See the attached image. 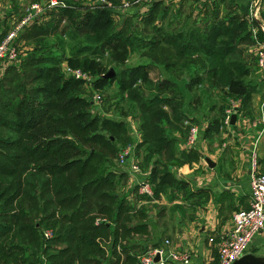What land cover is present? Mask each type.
I'll return each instance as SVG.
<instances>
[{
	"label": "trees",
	"instance_id": "1",
	"mask_svg": "<svg viewBox=\"0 0 264 264\" xmlns=\"http://www.w3.org/2000/svg\"><path fill=\"white\" fill-rule=\"evenodd\" d=\"M226 1L231 2L233 13L204 26L193 23L178 29L161 23L170 11L169 0L139 5L145 11L131 14L152 26L149 39L131 34L128 25L115 28L114 14L126 9L122 0L111 5L97 0L86 6L72 0L50 6L47 0L42 5V12L21 31L39 43L31 51L34 54L10 65L15 73L0 80V264H139L142 252L133 249L130 238L149 234L150 229L146 210L121 192L129 176L119 167L122 148L134 145L125 166L142 154L138 163L159 196L186 186L176 176V168L193 167L202 157L197 147L179 151L173 134L188 136L186 120L199 121L193 113L197 105L204 112L217 107H201L203 98L196 88L222 89L224 100L240 99L239 112H252L257 87L250 78L253 68L248 54L252 46L257 58L253 28L261 41L264 30L257 19L240 10L237 0L219 3ZM81 6L86 7L84 12ZM9 16L0 14V40L6 36ZM81 32L84 42L77 41L66 55L67 38L77 39ZM48 36L54 37L59 52L46 43ZM159 46L167 53L161 60L152 57L110 77L100 68L103 75L96 81L87 82L61 69L63 61L80 66L85 59L86 66L98 68L106 51L111 61L125 62L138 47ZM37 48L46 52L36 55ZM83 54L86 57L81 59ZM160 64L171 76L155 82V92L148 95L142 85L154 84L151 73ZM114 79L137 106L136 143L131 142L136 136L130 131L129 113L122 110L120 117H112L95 111L85 94L83 83L99 86ZM228 105L219 106L217 115L207 121L206 135L220 131ZM259 166L264 173V159ZM47 229L51 236H46Z\"/></svg>",
	"mask_w": 264,
	"mask_h": 264
},
{
	"label": "crops",
	"instance_id": "2",
	"mask_svg": "<svg viewBox=\"0 0 264 264\" xmlns=\"http://www.w3.org/2000/svg\"><path fill=\"white\" fill-rule=\"evenodd\" d=\"M237 2L240 10L246 16L250 15V0ZM133 10L141 15L144 9L138 6ZM254 19H257L260 26L264 25V0H261ZM248 57L253 73L256 74L253 82L257 87L252 112H239L235 107L232 114H236V117L230 126L220 129L221 132L206 135L204 129L207 121L217 115L218 107L209 109L210 112L194 110L193 113L201 121H205L200 124L203 132L194 146H189L187 137L180 132L173 133L178 138L179 151L197 147L202 153L201 159L193 167L184 165L175 170L176 176L185 180L186 186L169 189L159 196H155L153 191L148 197L140 191L139 184L148 172H133L129 166L123 168L129 171V176L121 187V192L127 194L137 207L146 210L150 229L149 234H136L130 238L133 249L144 252L151 247H164L178 255L170 257L169 264L219 262L217 245L210 241V237L213 236L216 240L222 232L229 230L233 224L234 212L249 206L254 153L258 163L264 159V71L257 65L252 46ZM168 76L171 73H167ZM234 101H238L240 105V99ZM228 109L229 107L226 110ZM133 127L130 131L138 137V127ZM206 157H210L215 166H211ZM166 240L169 242L166 243ZM247 252L264 256V231L253 238ZM183 255L188 256L189 262H184Z\"/></svg>",
	"mask_w": 264,
	"mask_h": 264
},
{
	"label": "rangeland",
	"instance_id": "3",
	"mask_svg": "<svg viewBox=\"0 0 264 264\" xmlns=\"http://www.w3.org/2000/svg\"><path fill=\"white\" fill-rule=\"evenodd\" d=\"M46 1L47 0H0V14H2L3 16L6 12H8L10 15L8 17L9 19L8 23H6L7 29L5 30L3 36L7 35L5 33L10 31L12 28H14L17 25V23L29 12V8L32 5V3L39 2L40 7H42V5L46 4ZM72 1H75L79 5L86 6L89 4L96 3L97 0H72ZM106 1L113 2V0H106ZM169 1H170L169 2L170 11L168 12V15L164 19V21L161 22L167 28H170V26H172L173 29H178L179 27L187 28L191 26L193 23H196V25L204 26L207 23L211 22L212 20L216 19L217 17L222 18L228 15L229 13L234 12V11H230L231 2H228V1L223 2V3H219V0H216V1L214 0H169ZM147 7L148 6H146L145 9H147ZM80 9H81L80 11L84 12L86 7L81 6ZM41 12L42 10L36 13L35 15ZM118 12H119L118 14L115 13L113 16L115 19L114 20L115 28L126 27L128 25L129 28L127 27V29L129 32L131 31V34L133 35L146 36L144 37L145 39H149L152 36L153 34L152 26L146 25L143 22L142 17H140L139 15L132 16L131 12H135L134 10L129 9V7H126V9L123 8V10L118 11ZM32 19L34 20V17H32ZM157 22L160 23V21H157ZM22 34L23 32H20L15 40L16 45L18 46V58L16 60H8L6 58L0 59V80L3 77H8L10 75H13L15 71H12L11 68H9V66L12 64L19 65L21 60H23L25 57L32 56L34 52H32L31 54V51L34 49L35 46L39 45L38 42L37 44L35 42H31ZM48 37H47L46 43L49 42V44H52L51 47L55 51L59 52L58 48L54 47L53 45L55 44L54 37H51V36H48ZM84 37H85V33L83 32L79 33V35L76 37L77 39H74V40H72L71 36H69L67 38L66 55L71 54L74 47L78 44L77 41H81V43H83ZM37 49L38 50H37L36 55H41V53L46 52L44 51V48H41V50H39L40 48H37ZM135 50L136 51L132 53L125 62L116 63V62L111 61V56L106 51L105 56L101 60L98 59L99 61H102V65L100 67L94 68L91 66H86L85 65L86 59L80 60L79 61L80 63L77 64L80 66H74V67L82 68V66H84L86 69H83V68L82 69L88 73V75L92 78V81L93 80L96 81L98 77L103 75V72H101L102 69L100 68H103L105 70V73L109 71V69L112 68L115 71V75H119L121 69L126 66L134 65L139 62H147L152 57L159 58L161 60L167 54L163 46H159L156 49L138 47ZM84 57H86V54L81 55V59ZM198 62H201V60L198 59ZM68 64L71 65L67 61H63L61 69L65 71V66ZM160 66L161 67H158V70H155L152 73L153 75L152 77L155 78V79L153 78L154 84L148 83V84L142 85L143 91L146 94L148 93V95L153 94L155 92V87H156L155 82L156 83L162 82L163 80L161 79H163L164 77H167V73L162 70L163 64H160ZM184 73H187V72H184ZM255 75L256 74L253 73L250 76V78L251 79L253 77L255 78ZM83 84H84V90L86 92L85 94L93 102L95 111H101L105 115H109L112 117H120V115L122 114V110H124L126 113H129L128 115L129 122L138 127V119H137L138 114H137V109H136L137 106H135L133 102L127 100V98L121 93V91L118 88V81L116 79L108 81L104 85L101 84L99 86L93 83L94 87L91 85L85 84V83ZM195 91L196 92L201 91V97L203 98L202 102H200L201 107L207 108V107H210L212 104H214L217 107L221 106L222 104H225V105L230 104V106L229 105L228 106L229 108H232V104H231L232 101H229V100L226 101L223 99V96H225L224 95L225 91L222 89H219L217 87H207V85L206 86L203 85V86L196 88ZM98 94L101 95V98L97 97ZM191 105H193V102ZM197 107H198V111H203L201 108H199V105H197ZM190 113L193 114L192 112ZM199 114H201V112ZM198 120L199 121L196 122V124L198 125L203 124L205 122V121L201 122L200 119ZM226 127L228 126H225V125L220 126V129L224 130ZM200 138H201V135H200ZM133 140L134 141H131V142H135V141L137 142V136L136 138L133 136ZM141 158H142V154L139 155L136 161L139 162ZM119 167L124 168L125 166L122 164ZM145 171L146 169L143 168V166H140L139 173H145Z\"/></svg>",
	"mask_w": 264,
	"mask_h": 264
},
{
	"label": "built area",
	"instance_id": "4",
	"mask_svg": "<svg viewBox=\"0 0 264 264\" xmlns=\"http://www.w3.org/2000/svg\"><path fill=\"white\" fill-rule=\"evenodd\" d=\"M106 2V0H103ZM154 0H122L123 6L129 7L132 5L150 4ZM60 0H50L49 5H55ZM109 5L112 2H108ZM261 0H250V15L254 19L257 17V11L260 9ZM43 6L40 7L39 2H34L29 8V12L17 23V25L8 31L7 35L0 40V59L6 58L8 60H16L18 58V46L16 45V38L18 34L30 23L35 17L36 13L41 11ZM264 30V25L261 26ZM254 36L258 41L256 50L257 65L260 70L264 71V41L258 40L257 29L253 28ZM65 73L76 78H83L90 82L92 78L82 68L74 67L71 65L65 66ZM101 98V95H97ZM238 101H232V108L227 110V114L221 126H230L232 124V111L238 107ZM264 121V116H262ZM190 125L187 136V144L194 146L200 138V125L186 120ZM264 132V126H263ZM133 144H128L119 153V163L125 166L128 157L133 153ZM129 168L133 172H140V165L133 157L130 161ZM140 191L142 193L153 194L151 182L144 178L139 181ZM264 231V173L259 171V163L254 153L252 162V176H251V194L249 206L240 208L233 214V224L229 230L220 234L215 240L213 236L210 241H214L217 245L219 252V262L217 264H231L233 261L241 257L247 252L248 246L253 238ZM46 236H51L52 231L47 229ZM169 240H166L168 243ZM159 253L160 258L156 260ZM170 257H178L177 254L167 251L164 247H151L139 255V264H169ZM185 263L189 262L187 255L182 256Z\"/></svg>",
	"mask_w": 264,
	"mask_h": 264
},
{
	"label": "water",
	"instance_id": "5",
	"mask_svg": "<svg viewBox=\"0 0 264 264\" xmlns=\"http://www.w3.org/2000/svg\"><path fill=\"white\" fill-rule=\"evenodd\" d=\"M115 71L114 69H110L107 73H105L106 77H110L114 75ZM236 117V114H232V123L234 122ZM207 162L211 166H215V162L210 158L206 157ZM160 258L159 253L156 256V260ZM231 264H264V256L262 255H256L253 252H246L244 255L233 261Z\"/></svg>",
	"mask_w": 264,
	"mask_h": 264
}]
</instances>
